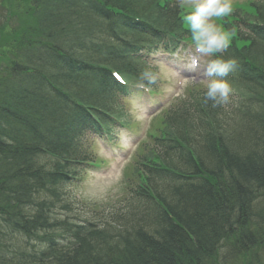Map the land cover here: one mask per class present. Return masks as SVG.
Returning <instances> with one entry per match:
<instances>
[{
	"label": "trees",
	"instance_id": "obj_1",
	"mask_svg": "<svg viewBox=\"0 0 264 264\" xmlns=\"http://www.w3.org/2000/svg\"><path fill=\"white\" fill-rule=\"evenodd\" d=\"M167 3L0 0V229L61 233L60 242L54 234L44 237L65 251L56 264H264L261 40L240 47L233 38L221 54L237 65L226 77L239 98L230 117L221 120L219 106L201 96L173 117L179 139L165 148L173 159L166 161L167 170H156L163 180L151 187L154 195L141 194L144 205L117 222L124 233L75 228L61 218L66 204L58 198L80 157L82 105L108 109L105 85L92 70L100 64L129 69L112 55L119 48L114 38L127 28L109 10L181 30L182 19L166 12ZM255 6L264 31V0ZM97 74L107 77L104 70ZM58 175V187L43 196V186L57 183ZM131 225L138 228L128 234Z\"/></svg>",
	"mask_w": 264,
	"mask_h": 264
},
{
	"label": "clouds",
	"instance_id": "obj_2",
	"mask_svg": "<svg viewBox=\"0 0 264 264\" xmlns=\"http://www.w3.org/2000/svg\"><path fill=\"white\" fill-rule=\"evenodd\" d=\"M187 7L189 14L184 17V26L190 30L196 53L212 57L224 52L230 42L225 33L213 18L227 17L232 13L231 0H193ZM234 59L216 58L211 60L205 69V75L214 78L208 81L204 93L205 103L211 101L213 107L226 104L232 91L226 77L235 70ZM192 67L199 68V60L192 62ZM142 78L149 84L155 83L156 74L145 70Z\"/></svg>",
	"mask_w": 264,
	"mask_h": 264
},
{
	"label": "rangeland",
	"instance_id": "obj_3",
	"mask_svg": "<svg viewBox=\"0 0 264 264\" xmlns=\"http://www.w3.org/2000/svg\"><path fill=\"white\" fill-rule=\"evenodd\" d=\"M249 10L251 11V13H254L255 8L249 6ZM175 69L173 68V70L164 71V73H166V76L176 77L177 72L175 71ZM202 75L203 70L199 71V73L195 76L186 78L183 85L187 84L188 82L202 81ZM181 89L182 87L180 86L179 81H177L176 79V90L166 102L163 100L158 103L149 105L147 104L148 101L146 97V105L144 104L142 108L140 104L135 107L137 120L143 121L142 123H140L141 128L138 131V134L126 135L123 137L124 139L121 140L125 149L117 147L114 150H111L107 145L101 144L100 148L102 149V154L108 160V164L111 163V167L107 166L100 173V177L95 184L94 193L88 191L87 183L84 184V186L80 187L79 191L86 196L87 202H101L104 200L110 204H113L115 202V198L118 197L119 193L122 190V183L124 179H122V172L124 171L125 164L131 160L132 155L133 153H135L134 151L136 150L139 143L145 140L144 132L146 128L151 125L152 120L155 117V113L159 111L161 105L169 102L173 97L178 96L181 93ZM90 179L91 177L89 178V181Z\"/></svg>",
	"mask_w": 264,
	"mask_h": 264
},
{
	"label": "bare ground",
	"instance_id": "obj_4",
	"mask_svg": "<svg viewBox=\"0 0 264 264\" xmlns=\"http://www.w3.org/2000/svg\"><path fill=\"white\" fill-rule=\"evenodd\" d=\"M51 164L47 165V170H50L53 166L52 161ZM70 171V170H69ZM62 173H65L64 171ZM57 183L50 182L47 185L43 186L42 192L43 196H46L52 189L58 187V182L60 183L63 179V175L57 176ZM54 179V178H53ZM55 182V179H54ZM44 199V198H43ZM46 199V198H45ZM64 200V196L61 194L58 198V202L61 203ZM25 207L23 208V210ZM41 212H45L43 209ZM115 220H119L117 217ZM29 227V226H28ZM137 225H131L127 228L126 233L132 234L134 229H137ZM29 229V228H28ZM23 229V228H4V230L0 229V264H56L58 263L59 258L64 255V250L59 247L57 244H50L47 239L44 237H50V234H54V232L49 233H41L40 230L36 229ZM118 230V223L111 224L108 230ZM119 232H125L123 230H118ZM184 232L190 235L189 230L184 229ZM116 233V232H115ZM114 233V234H115ZM125 233V234H126ZM127 234V235H128ZM244 233H236L238 240L243 243H249V238ZM52 238V237H51ZM60 237H57L56 242H60ZM258 242V240H257ZM67 244V242H66ZM259 245V243H257ZM19 247L18 251L15 249ZM13 251V252H12ZM45 256V257H41ZM54 262V263H53Z\"/></svg>",
	"mask_w": 264,
	"mask_h": 264
},
{
	"label": "snow or ice",
	"instance_id": "obj_5",
	"mask_svg": "<svg viewBox=\"0 0 264 264\" xmlns=\"http://www.w3.org/2000/svg\"><path fill=\"white\" fill-rule=\"evenodd\" d=\"M116 78H117V80H121V77H119L118 75H117V77H116Z\"/></svg>",
	"mask_w": 264,
	"mask_h": 264
}]
</instances>
